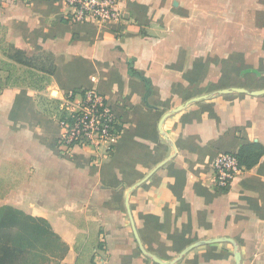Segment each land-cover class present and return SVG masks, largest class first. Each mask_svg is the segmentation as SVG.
I'll return each instance as SVG.
<instances>
[{
	"label": "crops",
	"instance_id": "crops-1",
	"mask_svg": "<svg viewBox=\"0 0 264 264\" xmlns=\"http://www.w3.org/2000/svg\"><path fill=\"white\" fill-rule=\"evenodd\" d=\"M117 8L98 26L71 22L62 0H0V205L47 220L66 245L51 264H237L236 251L264 264V153L226 190L210 168L264 147V93L250 94L264 89V0ZM91 87L119 137L64 154L60 106Z\"/></svg>",
	"mask_w": 264,
	"mask_h": 264
},
{
	"label": "built area",
	"instance_id": "built-area-1",
	"mask_svg": "<svg viewBox=\"0 0 264 264\" xmlns=\"http://www.w3.org/2000/svg\"><path fill=\"white\" fill-rule=\"evenodd\" d=\"M67 16L73 23L94 22L105 26L120 17L118 0H62ZM75 93L68 92L61 109L64 118L58 119L60 134L57 147L60 152L70 154L76 148L92 146L99 149L115 144L119 137L118 119L107 98L94 87L82 92L79 101ZM213 186L228 188L241 171L238 158L232 152H217L210 161Z\"/></svg>",
	"mask_w": 264,
	"mask_h": 264
},
{
	"label": "trees",
	"instance_id": "trees-1",
	"mask_svg": "<svg viewBox=\"0 0 264 264\" xmlns=\"http://www.w3.org/2000/svg\"><path fill=\"white\" fill-rule=\"evenodd\" d=\"M19 60L28 62L27 59ZM142 79L149 86L148 80ZM147 90H150V86ZM65 115L62 111L60 118ZM263 153L261 144L250 143L242 145L235 154L239 166L248 169L259 161ZM65 252V243L53 232L47 220L26 214L10 205L0 206V264H45L61 258Z\"/></svg>",
	"mask_w": 264,
	"mask_h": 264
},
{
	"label": "water",
	"instance_id": "water-1",
	"mask_svg": "<svg viewBox=\"0 0 264 264\" xmlns=\"http://www.w3.org/2000/svg\"><path fill=\"white\" fill-rule=\"evenodd\" d=\"M229 91H238V92H245L246 93V90L245 89H243V88H229V89H223V90H220V92L221 93H227V92H229ZM262 93H264V89H261V90H255V91H252V92H250V94H252V95H260V94H262ZM182 108V106H177L175 109H174V111H177V110H179V109H181ZM167 116V114H164L163 116H162V118H161V120H160V123L164 120V118ZM159 128H160V124H159ZM152 172H150L148 175H150ZM147 175V176H148ZM147 176H145L144 178H142L139 182H137L135 185H137V184H139L141 181H143V180H145L146 178H147ZM135 185H133V186H131L130 188H129V190H128V192H127V198H128V194H129V192L135 187ZM126 206H127V212H128V215H129V218H130V222H131V226H132V230H133V233H134V236H135V238H136V240L138 241V243H139V245H140V240H139V237H138V235H137V232H136V229H135V226H134V223H133V219H132V217H131V211H130V208H129V204H128V200H126ZM225 239H227L228 241H233L231 238H225ZM220 240V238H213V239H210V240H207V242L208 243H211V242H216V241H219ZM141 247V246H140ZM193 246H190V248H192ZM141 250H142V252H144V253H146V254H149V253H147L142 247H141ZM183 253V252H182ZM181 253V254H182ZM155 261H157V262H159V260L155 257V256H153V255H151V254H149ZM235 258H236V261H237V264H239V259H240V254H239V252L238 251H236L235 252Z\"/></svg>",
	"mask_w": 264,
	"mask_h": 264
},
{
	"label": "rangeland",
	"instance_id": "rangeland-1",
	"mask_svg": "<svg viewBox=\"0 0 264 264\" xmlns=\"http://www.w3.org/2000/svg\"><path fill=\"white\" fill-rule=\"evenodd\" d=\"M4 191L6 192L7 191V189L5 188V187H3V186H1V180H0V204H1V199H2V197H3V195L2 194H4ZM1 206V205H0ZM52 261V260H51ZM51 261H47V262H45V264H51L52 262ZM54 262L56 261V260H53ZM51 262V263H50Z\"/></svg>",
	"mask_w": 264,
	"mask_h": 264
}]
</instances>
